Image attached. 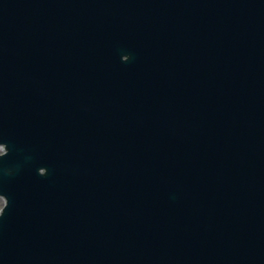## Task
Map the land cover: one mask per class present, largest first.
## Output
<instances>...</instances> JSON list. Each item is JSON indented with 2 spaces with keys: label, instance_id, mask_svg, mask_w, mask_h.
<instances>
[{
  "label": "water",
  "instance_id": "water-1",
  "mask_svg": "<svg viewBox=\"0 0 264 264\" xmlns=\"http://www.w3.org/2000/svg\"><path fill=\"white\" fill-rule=\"evenodd\" d=\"M0 264H264V0H0Z\"/></svg>",
  "mask_w": 264,
  "mask_h": 264
},
{
  "label": "rangeland",
  "instance_id": "rangeland-1",
  "mask_svg": "<svg viewBox=\"0 0 264 264\" xmlns=\"http://www.w3.org/2000/svg\"><path fill=\"white\" fill-rule=\"evenodd\" d=\"M0 153H1V151H0ZM4 204H5V201L2 198H0V210L2 209Z\"/></svg>",
  "mask_w": 264,
  "mask_h": 264
}]
</instances>
